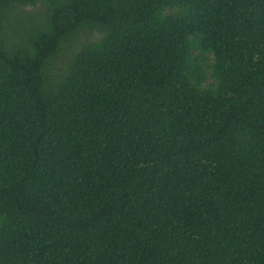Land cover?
<instances>
[{"label": "trees", "instance_id": "trees-1", "mask_svg": "<svg viewBox=\"0 0 264 264\" xmlns=\"http://www.w3.org/2000/svg\"><path fill=\"white\" fill-rule=\"evenodd\" d=\"M0 264H264V0H0Z\"/></svg>", "mask_w": 264, "mask_h": 264}]
</instances>
